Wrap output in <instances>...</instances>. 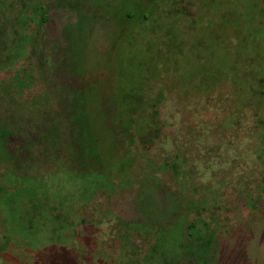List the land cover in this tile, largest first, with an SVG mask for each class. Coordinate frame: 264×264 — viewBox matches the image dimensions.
Masks as SVG:
<instances>
[{"label": "rangeland", "instance_id": "374dc122", "mask_svg": "<svg viewBox=\"0 0 264 264\" xmlns=\"http://www.w3.org/2000/svg\"><path fill=\"white\" fill-rule=\"evenodd\" d=\"M240 74L264 0H0V264H264Z\"/></svg>", "mask_w": 264, "mask_h": 264}, {"label": "trees", "instance_id": "16d2710c", "mask_svg": "<svg viewBox=\"0 0 264 264\" xmlns=\"http://www.w3.org/2000/svg\"><path fill=\"white\" fill-rule=\"evenodd\" d=\"M143 80H144V78H139V82L137 83V87L139 85L142 86V82H144ZM232 84H236L238 87V90H236L234 92V93H236V95H238L239 97L242 96V100H244V101H249V100L257 101V107H256L257 111L261 112L260 105H261L262 98L264 95V79L259 78L256 81V78L248 79L247 77H245V75L241 76V74H240V75H237L235 81H234V79L230 80V85H232ZM137 87H135V88H137ZM138 88H141V87H138ZM251 93H253L252 94L253 96L251 95ZM138 94L139 93H135V94L133 93L132 96H136ZM254 95H258V97H254ZM149 103L150 102H146L145 105L148 107ZM119 112H120V115L123 116V114H124V115H126V117L131 114L130 112L126 111L125 107L121 108L119 110Z\"/></svg>", "mask_w": 264, "mask_h": 264}]
</instances>
